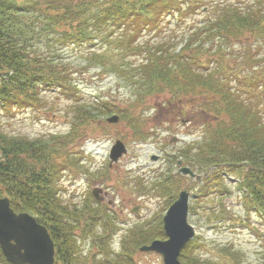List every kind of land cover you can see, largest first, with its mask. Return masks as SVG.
I'll return each mask as SVG.
<instances>
[{
  "label": "trees",
  "instance_id": "trees-1",
  "mask_svg": "<svg viewBox=\"0 0 264 264\" xmlns=\"http://www.w3.org/2000/svg\"><path fill=\"white\" fill-rule=\"evenodd\" d=\"M170 18L188 26L180 34L142 37L161 33ZM98 42L106 48H96ZM71 44L91 46L81 70L100 67L102 76L119 75L130 88L128 104L78 97L77 66L63 55ZM263 48L264 0H0V197H9L16 212L33 215L48 229L55 264H134L132 246L166 239L162 222L138 228L115 253L109 241L117 213L63 199L57 180L68 166L58 163L56 145L79 135V127L96 128L95 122L116 113L133 139L146 142L159 125L141 110L149 99L161 98L166 108L183 112L180 116L186 109L197 110L195 118L207 116L198 140L172 162L181 160L202 174L204 196L223 192L227 173L235 174L246 208L264 219ZM113 49L123 61L114 60ZM245 68L251 73L243 75ZM51 90L75 98L71 133L30 139L6 129L3 115L11 119L19 111L44 108ZM163 178L158 187L166 193L173 180ZM82 234L93 236L101 258L83 254ZM195 244L184 250V262L198 264L188 255ZM0 264H13L1 246Z\"/></svg>",
  "mask_w": 264,
  "mask_h": 264
},
{
  "label": "rangeland",
  "instance_id": "rangeland-1",
  "mask_svg": "<svg viewBox=\"0 0 264 264\" xmlns=\"http://www.w3.org/2000/svg\"><path fill=\"white\" fill-rule=\"evenodd\" d=\"M203 16L201 14L191 20ZM168 21L161 33L147 32L142 37L154 39L174 32L180 34L188 26L187 23L177 25L175 18ZM96 44V48H106L99 42ZM90 47L87 44H71L65 47L66 52L63 53L77 66L73 81L78 97L84 101L109 99L121 107L128 104L130 88L119 75L110 73L109 76H102L99 74L100 67L86 71L80 69L85 65L84 59ZM235 47L240 48L239 45ZM120 52L118 49L112 50L117 62L123 61L119 57ZM251 71L245 68L242 74H250ZM231 83L236 84L234 79H231ZM45 100L47 104L44 108H28L17 112L11 119L2 114L6 129L30 139H49L71 133L75 98L51 90L46 92ZM164 104V99L152 98L143 105L144 111L141 110V113L144 112L147 120H155L159 125L152 129L154 136L146 142L133 139L125 123L109 124L102 118L95 122L96 128L94 125L79 127V135L56 145L60 151V155L57 154L58 163L68 166L57 180L59 194L68 204L75 203L80 207L84 204L95 207L102 205L101 208H110L117 213V231L112 233L109 241L116 253L123 250V240L138 228H157L174 200L172 198L187 190L191 193L188 221L196 230V244L188 251L190 258L198 259V264H264V219L254 210L246 208L243 194L237 186L239 178L227 173L223 192L216 189L204 196L201 190L203 181L181 177L178 166L172 162L171 158L177 152L198 140L196 134L201 131L198 126L207 120V116L199 114L185 126L181 120L192 118L197 110L192 112V109H186L185 115L173 121V107L168 109ZM119 139L126 144L128 152L110 168V152ZM154 157L157 159L154 160ZM164 175H170L173 180L170 183L172 189L166 193L158 187ZM96 187L108 193L105 203H99L93 197L92 190ZM137 207L138 211L134 212L133 209ZM219 214L222 217H216ZM79 242L84 255L91 256V260L101 258L91 234H82ZM131 250L134 264H164L159 253L142 252L135 245ZM183 252L180 256L182 261Z\"/></svg>",
  "mask_w": 264,
  "mask_h": 264
},
{
  "label": "water",
  "instance_id": "water-1",
  "mask_svg": "<svg viewBox=\"0 0 264 264\" xmlns=\"http://www.w3.org/2000/svg\"><path fill=\"white\" fill-rule=\"evenodd\" d=\"M119 116L108 118L109 123H118ZM128 152L126 145L117 140L111 150V166ZM180 165L182 162L179 163ZM180 172L201 180L200 176L188 167ZM102 189L95 188L93 194L97 200ZM190 193L182 191L179 198L170 206L164 220L163 228L166 240H155L149 246L141 247L142 252H156L162 255L164 264H186L180 256L187 244L194 239L195 229L189 223ZM135 208L134 211H137ZM0 246L6 260L13 264H54L55 244L48 229L29 213H17L11 207L8 197H0Z\"/></svg>",
  "mask_w": 264,
  "mask_h": 264
},
{
  "label": "flooded vegetation",
  "instance_id": "flooded-vegetation-1",
  "mask_svg": "<svg viewBox=\"0 0 264 264\" xmlns=\"http://www.w3.org/2000/svg\"><path fill=\"white\" fill-rule=\"evenodd\" d=\"M171 114L173 115V121H176V120H177L176 118H177L178 116L182 115L183 112H181V113H177V112H175V110H172ZM105 202H106V201H105ZM105 202H103V203H105ZM109 202L111 203V201H109ZM109 202H108V204H110ZM109 209H110V208H109ZM111 211H112V209H111Z\"/></svg>",
  "mask_w": 264,
  "mask_h": 264
}]
</instances>
